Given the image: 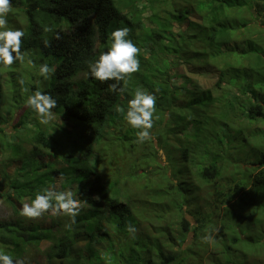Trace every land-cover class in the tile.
Instances as JSON below:
<instances>
[{
	"label": "trees",
	"instance_id": "trees-1",
	"mask_svg": "<svg viewBox=\"0 0 264 264\" xmlns=\"http://www.w3.org/2000/svg\"><path fill=\"white\" fill-rule=\"evenodd\" d=\"M26 1L27 8L22 11L25 10L28 25L22 23L26 28L21 50L26 54L23 69L28 74L22 79L29 91L22 92L15 77L12 87L4 84L1 74L6 71H0V103L7 104L12 97L16 102L18 99L27 100L37 90L49 94L57 101L53 112L66 136H47L34 122L37 129L27 136L29 154L26 147L17 152L18 157L15 158L21 164L19 169L14 168L13 171L17 172L12 176L11 190L5 193L13 216L0 219V252L11 255L14 261H25L42 241L51 240L54 244L47 256V264H56L54 259L59 264H95L98 261L94 260L101 261L97 247L106 240L112 243L113 232L110 229L114 228V233L126 231L129 224L137 221L130 204L122 203L120 199L124 179L134 177L115 165L114 171L111 169L108 175L106 162L99 167L96 159V149L100 145L107 144L109 151L111 149L122 156L124 149L137 143L139 130L127 126L124 119L128 101L134 98L137 88L156 97L155 123L163 122L161 118L167 114L164 113L166 110L179 113L183 123L194 119L196 128H193L192 137L197 143L182 147V160L188 162L190 155L196 150L201 151L196 164L197 174L204 182L222 178L223 167L232 165V154L241 155L240 145L244 146V143L236 142L235 149L227 150L209 141L210 132L205 129L206 124L212 133L221 120L213 116L223 114L226 127L230 128V122H235L236 129L248 133L245 149L254 153L255 159L250 161L246 158V161L253 168V173L243 176L242 171L240 176H236L234 185L221 193L227 199L222 200L217 208L216 217H220L222 243L225 244L223 252L230 250V240L235 245L238 238L235 237L236 229L226 219V208L238 203L239 195L249 194L260 186L264 188V152L258 151L262 145L255 138V131H248L239 121H246L248 116L253 120L258 117L264 119V0ZM144 12L146 16L143 18L141 14ZM20 13L11 14L18 18ZM45 26L52 27L53 33L44 32ZM119 28H129L130 35L126 38L137 47L141 44L138 59L141 66H145L142 73H133L126 83L120 82L119 87L125 88L123 93L110 90L109 85L114 81L101 83L91 77L88 68L89 62H95L101 53L109 50L111 33ZM56 33L60 39L55 38ZM45 39L49 41L48 47L44 46ZM33 48L39 51H31ZM38 57L42 64L47 63L56 69L48 80L39 74L42 64L37 62ZM28 59L35 67L27 62ZM19 65L17 61L16 67ZM179 68H184L185 74ZM204 69L211 71L220 92L204 88L196 79ZM17 75L9 74V83ZM176 81L184 86L180 92ZM226 81L238 86V93L228 94L223 90ZM13 86L19 89L13 92ZM118 107L123 108L124 113L118 112ZM28 112L30 116L23 114L24 118L16 125L20 131L37 120L34 111L28 108ZM201 134L203 138L199 140ZM252 140L255 144L249 148ZM64 142L69 149L60 151V144ZM141 145L149 146L147 140ZM14 148L17 149L16 146ZM46 151L52 152L54 161L40 158ZM58 151L60 155L56 154ZM152 154L150 151L147 153L150 164L161 165V157ZM113 157L108 153L109 160ZM13 159L5 160V165L12 163ZM114 160L119 165L117 157ZM246 178L251 191L244 182ZM53 186L56 191H71L82 205L71 231L64 229L51 212L45 215L52 220V226L44 228L40 221L23 216L18 207L27 200L31 203L39 191ZM210 221L214 223L213 216H210ZM182 223L183 233H189L191 223L185 217ZM79 241L85 244L79 245ZM168 245L170 254L160 255L158 261L151 255L146 261L138 257L137 264H184V247L173 242H168Z\"/></svg>",
	"mask_w": 264,
	"mask_h": 264
},
{
	"label": "rangeland",
	"instance_id": "rangeland-1",
	"mask_svg": "<svg viewBox=\"0 0 264 264\" xmlns=\"http://www.w3.org/2000/svg\"><path fill=\"white\" fill-rule=\"evenodd\" d=\"M26 4V0H14L11 2V11L6 17L8 29L25 31L26 25H22V23L27 21L25 15ZM22 9L25 10L22 11ZM11 13H20L19 16L21 17L15 18ZM141 15L144 18L146 13L144 12ZM195 19L193 18L194 21ZM3 30L5 29H0V31ZM138 47H141V44H138ZM37 48L40 49L39 47ZM37 48H33L31 51H39ZM44 60L47 61L46 58ZM37 62L42 64L39 57ZM16 63L10 67L0 64V71H6L1 74L3 82L11 87L15 85L13 83L14 77L19 81V79L28 75L26 74L27 71L23 69L24 64L20 63V68H17ZM144 67V65L141 66L140 64V73L144 71ZM185 69L190 74L188 68L186 67ZM185 69L179 68V71L184 73ZM20 71L23 72L20 74ZM15 73L19 75L13 76L9 83V74L14 75ZM197 75L196 79L199 80L204 88L214 90V92L221 91L209 69H204ZM18 86L21 85L18 83ZM176 87L179 92L184 88L178 81H176ZM13 88L14 92L21 87L16 89L17 87L13 86ZM222 89L228 94H233L238 93L239 87L226 81L223 83ZM221 95L224 96V92H221ZM1 101L2 98L0 99ZM26 101L18 99L16 102L15 98L12 97L7 104L0 103V219L8 218L12 214V206L7 202L5 193L7 190H11V179L17 172V170L13 171L14 168L17 167L19 169L18 165L21 164L15 158L18 157L17 152H20L23 147L27 148V152L30 150V141L27 136L37 129L35 123L42 127L47 136L52 134L60 137L66 136L62 125L55 115L48 124L40 123L37 117V122L31 121L26 130L21 129L20 131V128L17 129L16 125L24 118L23 114L30 116ZM7 108H11L14 112H10ZM239 108L237 107V109ZM242 108L243 105H241ZM164 113L167 114H164L161 118L163 122H154L153 128L150 130L151 138L147 140L149 146L136 143L132 148L124 149L122 156H120L116 155L115 151L110 148L109 151L107 144H103L104 140L103 145L96 149V159L99 161L98 166L100 167L102 162H106L108 175L111 169L114 171L115 165L124 173L134 177L130 178L127 176L124 179L125 184L121 185L123 194L120 195V199L122 203H129L132 212L137 216L136 219H138L133 223V226L138 231L136 233L137 238L132 239L127 228L126 231L120 230L117 233H114L116 230L111 228L110 231L113 232L111 233L112 243L109 240L101 243L97 247L101 252V261H94H98L99 264H132L131 262L137 264L138 257L146 261L150 255L154 260L158 261L160 255L170 254L168 242H173L184 247L182 248L185 250L182 255L185 260L184 264H264L263 187L260 186L251 191L252 187H250V182L246 178L244 182L247 187H250L251 192L239 195L237 198L238 203L235 205L230 204V207L226 208V219L230 226L236 229L235 237L238 238V241L237 244L233 245L230 236L227 234L232 247L225 252H223L225 244L222 243L224 238L223 231H220V217H216L217 208L221 206V201L227 199L221 193L227 192L229 187L234 185V178L240 176L242 171L243 176L244 174L249 176L253 173V168L246 161V158L250 161L255 159V154L247 152L245 149L248 146L246 143L248 133L243 129H236L234 127L235 122H230V128L226 127L223 114H215L213 116L221 120L214 127L215 132H212L213 134L206 124L205 129L210 132L209 141H213L227 150L235 149L236 142H242L244 146L240 145L239 151L241 155L238 153L232 154V165L223 167L222 178L214 182H204L197 174L196 164L201 151L196 150L195 154L190 155L188 162L182 160V152L184 150L182 147L187 144L192 145V143L195 146L197 143L195 138L192 137L196 122L192 119L190 123H188L189 121L183 123L180 114L176 111L170 113L166 110ZM240 114L243 113L240 112ZM263 120L262 117L253 120L250 116L247 117L246 121L244 119L239 120L242 122V126L248 128V131H255V138L262 145L258 148L260 153L264 152ZM209 126H213V121ZM46 130L49 131L47 132ZM202 138L203 135L201 134L199 140ZM191 139H193V142ZM254 144L255 142L252 140L249 148H252ZM67 149H69V146L65 142L60 144V151H66ZM212 150L214 149L212 148ZM149 151L153 152L152 155L154 157L157 155L161 157V165L158 163L150 164L147 156ZM108 153L117 157L119 165L115 163L114 157L111 160L108 159ZM56 154L60 155L61 152L58 151ZM11 157H14L12 163L9 162V164L5 165L7 163L5 160H9ZM40 158L47 162L54 161L50 151L44 152ZM247 167H249L248 171H246ZM25 203L30 204L29 200L24 201L23 205ZM23 205L18 204V207L22 210ZM54 216H56L57 221L62 223L63 228L69 222V217ZM210 216H213L214 223L210 221ZM184 217L192 225V230L189 233H183L181 228ZM37 220L42 223L44 228L52 226V220L46 215ZM206 234L213 236L212 243L202 242V237ZM80 241L79 245L85 244L84 242L80 243ZM53 244L54 242L51 240L42 241L36 251H32L30 255L26 256L25 264H47V256L52 252ZM203 249H207V251ZM54 261L59 264L57 259H54ZM69 264L72 263L69 262Z\"/></svg>",
	"mask_w": 264,
	"mask_h": 264
},
{
	"label": "clouds",
	"instance_id": "clouds-1",
	"mask_svg": "<svg viewBox=\"0 0 264 264\" xmlns=\"http://www.w3.org/2000/svg\"><path fill=\"white\" fill-rule=\"evenodd\" d=\"M11 11V0H0V64L5 66H12L19 61L24 63L26 54L21 50L22 37L24 33L17 29L11 30L7 28V14ZM44 32L53 33V28L49 26L44 27ZM130 35L129 28H119L111 33L112 43L108 51L101 53L98 60L89 62L88 68L90 76L105 83L107 81H114L109 85L113 92L123 93L124 87H119L120 82H127L133 73L140 69V62L138 53L140 49L131 41L127 39ZM56 39H60L58 33L55 34ZM44 46H49L48 39L43 41ZM27 62L33 64L31 59ZM56 69L50 67L47 63L39 66V74L45 80L51 78ZM18 83L21 85L22 92H28L29 89L24 86V80L19 79ZM26 106L34 111L42 124L50 123L54 118L53 110L57 107V101L51 95L42 93L37 90L32 95L28 96ZM156 97L141 88H137L134 93V98L128 101V109L124 119L133 128L138 129L137 143H143L151 138L150 130L153 128L154 120L153 114L155 112ZM117 111L124 113L123 108H117ZM82 205L79 200L73 197L71 191H56L53 187L44 188L39 191L35 199L31 203H25L22 206V215L37 220L42 218L46 213L51 212L53 215H64L69 217V222L65 224V228L72 230L73 225L76 224V217L80 214ZM127 231L132 239H136L137 229L129 224ZM202 242L212 243L213 236L206 234L202 237ZM0 264H25L23 259L13 260L11 255L0 252Z\"/></svg>",
	"mask_w": 264,
	"mask_h": 264
}]
</instances>
